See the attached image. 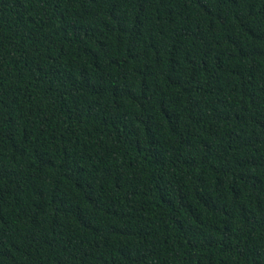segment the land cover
Segmentation results:
<instances>
[{"label": "trees", "instance_id": "16d2710c", "mask_svg": "<svg viewBox=\"0 0 264 264\" xmlns=\"http://www.w3.org/2000/svg\"><path fill=\"white\" fill-rule=\"evenodd\" d=\"M0 264H264V0H0Z\"/></svg>", "mask_w": 264, "mask_h": 264}]
</instances>
